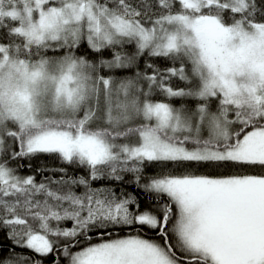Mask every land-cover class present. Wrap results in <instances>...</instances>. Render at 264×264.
<instances>
[{"label":"snow or ice","instance_id":"obj_1","mask_svg":"<svg viewBox=\"0 0 264 264\" xmlns=\"http://www.w3.org/2000/svg\"><path fill=\"white\" fill-rule=\"evenodd\" d=\"M0 264H264V0H0Z\"/></svg>","mask_w":264,"mask_h":264}]
</instances>
